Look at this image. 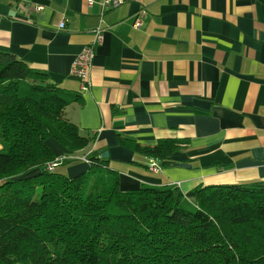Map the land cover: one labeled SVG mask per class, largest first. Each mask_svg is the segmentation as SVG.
<instances>
[{
	"label": "crops",
	"instance_id": "obj_1",
	"mask_svg": "<svg viewBox=\"0 0 264 264\" xmlns=\"http://www.w3.org/2000/svg\"><path fill=\"white\" fill-rule=\"evenodd\" d=\"M100 21L85 0H0V50L46 71L71 100L66 117L94 136L75 153L47 140L61 165L77 160L70 176L104 151L124 190L264 184V0H128L106 11L84 91L70 68ZM120 136L190 143L154 171Z\"/></svg>",
	"mask_w": 264,
	"mask_h": 264
},
{
	"label": "trees",
	"instance_id": "obj_2",
	"mask_svg": "<svg viewBox=\"0 0 264 264\" xmlns=\"http://www.w3.org/2000/svg\"><path fill=\"white\" fill-rule=\"evenodd\" d=\"M60 89L0 50V264H264L263 183L124 190L104 151L74 176L49 171L48 139L70 153L94 139L66 117ZM119 142L168 167L190 140Z\"/></svg>",
	"mask_w": 264,
	"mask_h": 264
},
{
	"label": "built area",
	"instance_id": "obj_3",
	"mask_svg": "<svg viewBox=\"0 0 264 264\" xmlns=\"http://www.w3.org/2000/svg\"><path fill=\"white\" fill-rule=\"evenodd\" d=\"M88 5L98 4L101 8V21L100 24L92 30L93 39L85 45L83 49L77 54L72 62L70 73L73 76L79 78L82 90H88L91 86L90 72L93 65L94 58L96 56V47L104 41L105 27L102 25V16L108 10L118 8L125 4L128 0H85ZM145 11L141 15H144ZM65 19L60 22V28L65 26ZM142 21L138 20L136 26H141ZM86 159V158H85ZM60 164V159L56 158L53 162L48 164V170L54 171L55 168ZM150 168L154 171H158L161 167L155 160L152 161Z\"/></svg>",
	"mask_w": 264,
	"mask_h": 264
},
{
	"label": "rangeland",
	"instance_id": "obj_4",
	"mask_svg": "<svg viewBox=\"0 0 264 264\" xmlns=\"http://www.w3.org/2000/svg\"><path fill=\"white\" fill-rule=\"evenodd\" d=\"M59 93H60V91H59ZM68 164H69L68 162H65L64 164L60 165L56 170L59 171V172L65 173V174L70 176V174L66 170V166Z\"/></svg>",
	"mask_w": 264,
	"mask_h": 264
},
{
	"label": "water",
	"instance_id": "obj_5",
	"mask_svg": "<svg viewBox=\"0 0 264 264\" xmlns=\"http://www.w3.org/2000/svg\"><path fill=\"white\" fill-rule=\"evenodd\" d=\"M108 156V152H104L102 153V157H107ZM178 166H183V167H188L189 165L184 164V163H177Z\"/></svg>",
	"mask_w": 264,
	"mask_h": 264
}]
</instances>
